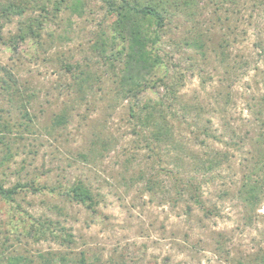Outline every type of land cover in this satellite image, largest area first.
Masks as SVG:
<instances>
[{
  "label": "rangeland",
  "instance_id": "obj_1",
  "mask_svg": "<svg viewBox=\"0 0 264 264\" xmlns=\"http://www.w3.org/2000/svg\"><path fill=\"white\" fill-rule=\"evenodd\" d=\"M18 1L22 0H0V9ZM36 1L45 3L50 13L40 31V44L16 39L30 18L42 14L32 6L33 0L24 15L12 13L6 23L1 18L0 79L11 73L19 91L14 96L17 103L0 96V116L13 130L9 138L18 137L12 140L17 154L0 167V182L6 187L19 181L65 187L83 181L97 194L100 205L92 215L58 193L31 191L19 196L18 203L37 218L60 221L74 237V250H92L100 260L97 264H264V183L255 211L246 208L237 191L251 139L264 134V0L228 1L219 7L212 0H197L193 16L178 14L169 23L162 51L171 57L182 80L180 104L196 105L199 111L192 118L200 126L209 125L216 138L195 139L184 130L176 136L182 149H163L160 162L136 140L129 101L109 90L110 78H105L104 86L97 82L106 66L97 60L91 42L112 22L104 0H83V17L65 3L56 11L55 0ZM198 33L205 34V58L181 43ZM219 43L223 55L212 50ZM15 45L16 50L9 49ZM84 61L96 79L89 83L93 89L86 84V98L72 87L65 69L71 63L84 66ZM157 91H148L146 98L164 94L161 87ZM64 109L69 111L68 124L53 125ZM25 110L32 117L28 130L19 126ZM221 136L239 141L242 148H229L228 161L207 175L201 197L213 214L205 215L190 195L176 196L172 177L179 170L184 179L202 174L194 171L190 160L181 168L172 160L183 152L204 157L210 149L225 150L217 139ZM99 139L110 145L104 157L97 153L82 158ZM2 148L0 144V159ZM142 170L159 182L155 192L138 178ZM2 207L0 217L5 222L9 206ZM0 237L1 251L3 234ZM26 242L22 247L32 254L60 247L53 241Z\"/></svg>",
  "mask_w": 264,
  "mask_h": 264
},
{
  "label": "trees",
  "instance_id": "obj_2",
  "mask_svg": "<svg viewBox=\"0 0 264 264\" xmlns=\"http://www.w3.org/2000/svg\"><path fill=\"white\" fill-rule=\"evenodd\" d=\"M30 1L22 0V3L18 1L17 4H2L0 26L4 25L1 18L6 23L10 20L12 13L24 15L31 4ZM212 1L219 7L224 2H234L235 0ZM104 2L107 17L112 19V22L108 25V31H102L91 42L93 51L98 55L97 60H99V63L101 61L102 66H106L103 68L105 74L100 75L97 82L104 86L105 78H110V83L113 86H110L109 90L115 89L116 94L121 99L129 101V121L133 124V131L138 143L145 145L150 157H156L160 162L163 149H167L168 152L180 150L181 146L176 145L178 142L176 140L177 133L189 130L195 139L203 138L207 141L210 138H216L209 125L203 124L200 126L192 118L195 111H199L196 105L180 104L182 80L176 76L173 70L174 65L170 63L171 57L162 51L163 37L173 17L182 13L193 16L198 1L104 0ZM32 3H34L32 6L38 7L42 14L37 18H30L29 23L24 24V29H21V33L16 36L17 42L25 43L28 39H32L40 44V31L44 28L50 13L45 3L39 4L36 0H33ZM63 3L73 14L83 17L86 13L83 0H55L53 1L55 10L59 11ZM204 38V33H198L188 39H183L181 43L199 52L205 58L207 48ZM222 47V44L219 43V45L212 47V50L216 52L220 50L219 55H223ZM9 49L16 50L17 46L15 45ZM84 62V66L81 63L66 64L65 69L71 74L72 87L81 97L86 98V94L89 93L85 89L86 84L88 83L87 87L89 89H93V86L89 83L96 79L95 73L88 69L89 63ZM5 75L7 78L0 79V96L8 97L7 101L11 104L17 103L18 100L14 98L19 91L18 88H15L17 82L11 73L6 72ZM160 87L164 90L163 95L158 96L157 94L154 98H146L145 93L148 91L158 93L157 89ZM142 95L145 97L141 98ZM21 104L25 109V105H23L25 103ZM196 115H199V113ZM22 118L25 121L19 126H24L25 130L31 128L32 117L29 112L25 110ZM68 118L69 111L64 109L54 119L53 125L65 126L68 124ZM12 131L11 123L0 116V144L3 147L0 167L6 166L17 154L13 148L12 140H17L18 137L9 138ZM263 135L260 133L258 137L251 139L250 157L245 169L242 170L240 185L237 188L238 197L246 208L251 211H255L259 207L261 184L264 183ZM217 139L220 143H224L225 147L223 149L225 150L218 149L214 152L210 149L204 157L197 152H183L182 155L176 156L172 160L179 168L183 167L186 160H190L189 163L194 166V171L202 174L200 178L189 176L184 179L181 178V171L179 170L172 177L175 178L173 189L176 196L179 198L185 193L190 195L191 201L199 206L205 215L213 214L212 208L207 207L201 197L203 184L209 182L207 175L221 167L223 162L228 161L227 151H229V148H242L241 143L233 140V138L229 141H225L223 136ZM108 143L104 139H99L88 150L87 154L82 155V158L88 160L97 153L104 157L105 152L107 153L110 150ZM153 160V162H156L155 159ZM138 178L145 181L150 192H155V187L159 186L155 176H147L143 170ZM28 191L34 194L48 193L53 195L58 193L71 203L82 205L90 214L95 215L98 213L100 199L83 181H77L65 187L49 186L35 181L27 183L19 181L10 187H6L4 182H0V215L3 212L2 206L6 205L9 206L8 214L10 216L5 222H2L0 217V236L1 234L4 236V240L1 242L0 261L4 264H97L100 260L92 250L84 249L80 252L74 250V237L60 221L53 220L50 217L37 218L18 203L19 196ZM3 226L8 227L5 232L1 231ZM29 239H33L36 243L53 241L58 243L60 247L46 253L36 251L32 254L22 247V244L27 243L26 241ZM261 261L264 263V255Z\"/></svg>",
  "mask_w": 264,
  "mask_h": 264
}]
</instances>
